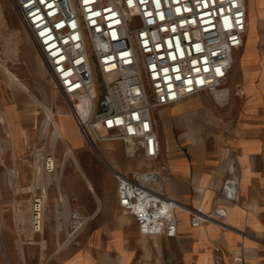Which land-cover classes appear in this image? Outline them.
Returning a JSON list of instances; mask_svg holds the SVG:
<instances>
[{"label": "crops", "instance_id": "1", "mask_svg": "<svg viewBox=\"0 0 264 264\" xmlns=\"http://www.w3.org/2000/svg\"><path fill=\"white\" fill-rule=\"evenodd\" d=\"M247 3V35L244 47L235 54L227 99L205 93L154 111L162 153L160 161L152 165H168L165 192L185 207L177 213L179 235L167 238L140 232L135 218L119 206L118 181L108 167L130 175L149 164L139 168L113 157L111 151L123 150L122 142H112L113 146L98 143L99 157L112 181L103 184L83 154L87 150L83 134L68 109L60 106V94L49 84L42 56L7 0H0L4 31L14 38L7 45L0 41V48L10 50L0 65V158L10 166L13 162L20 182L19 187L5 185L1 190L0 186V194L11 193L9 205L3 197L4 207L7 205L2 212L6 249H0V264H215L216 260L218 264H264V0ZM5 67L26 88L19 86ZM49 111L75 151V163L80 167L68 163L61 171L60 187H49L45 231L39 235L45 246L21 244V257L17 242L29 236L36 193L28 190L32 180L16 163L27 160L29 152L42 141ZM64 121L72 125L71 133ZM231 164L239 176L236 202L220 195ZM23 194H27V217L22 224L18 211ZM198 207L207 212L224 208L225 228L217 221L193 227L189 210ZM73 209L89 217V222L76 243H65L66 224ZM237 256H242L243 262H235Z\"/></svg>", "mask_w": 264, "mask_h": 264}, {"label": "built area", "instance_id": "2", "mask_svg": "<svg viewBox=\"0 0 264 264\" xmlns=\"http://www.w3.org/2000/svg\"><path fill=\"white\" fill-rule=\"evenodd\" d=\"M10 1L87 144L98 152V143L122 142L130 157L150 163L130 175L108 165L121 209L142 234L176 238L177 213L185 207L165 192L168 165H152L162 153L154 111L205 93L227 99L235 54L247 35V0ZM58 164L46 154L43 171L59 180ZM224 185L221 197L236 202L234 164ZM46 208L47 193L39 187L31 203L35 235L45 231ZM189 213L193 227L211 221L226 226L224 208ZM88 222L70 211L65 243H76Z\"/></svg>", "mask_w": 264, "mask_h": 264}, {"label": "rangeland", "instance_id": "3", "mask_svg": "<svg viewBox=\"0 0 264 264\" xmlns=\"http://www.w3.org/2000/svg\"><path fill=\"white\" fill-rule=\"evenodd\" d=\"M7 2L9 3V6L10 8L12 9V12L18 17V19L20 20V22L22 23V20L20 18V16L18 15V13L16 12L17 9L14 8L13 4L11 3L10 0H7ZM2 16V17H1ZM23 24V23H22ZM24 25V24H23ZM4 26H6V22H5V18L3 16V12L2 10L0 9V41H5L4 45H7L8 42H11L12 40H14L13 36H12V33H10L9 31H4ZM30 37V35H29ZM1 46V44H0ZM10 50L8 49H2L0 48V65H4V62L2 61V58L4 57V55L9 52ZM210 95V94H209ZM212 96V95H210ZM215 98V96H212ZM59 100H60V106L61 107H66L68 109V103L65 102V100L61 97V95H59ZM164 108L166 107H163L161 109L164 110ZM69 112V111H68ZM45 118L47 119V115L45 116ZM54 125H52L49 129V136L47 137V139L45 141H41L39 142V144L33 148L31 150V152H29L28 156H27V160H25L24 162H18L16 163L18 166L21 165L22 168H24L26 170V172L29 174L30 176V179L32 180L31 183L34 184L35 182V179H37L35 177V173L38 172H41V175L45 178H47L49 175H47L43 170H44V157L46 154H51L53 156H55V158L57 159L58 161V173H60V171L64 170L65 166L63 167V161H64V157L67 155L69 149L67 147H70L67 142H64L62 140H60L58 142V145H57V149H54L51 147V139L53 141V137H54V134L56 132V126H55V123H57L54 119V121L52 122ZM64 126L65 128L67 129V132L68 133H71L72 131V125L67 122V121H64ZM53 129V130H52ZM86 142V141H85ZM119 145H122L123 146V150L120 151V150H116V151H111V155L117 159H121V160H124L125 162H129L130 164H132V166L134 165L135 167H139V168H142L144 167L145 163L146 164H150L149 162L145 161L140 155H135V157H130L128 155V151L126 150V147L124 144L122 143H119ZM107 146H113L112 143H109L107 144ZM2 145L0 146V152L2 151ZM9 147V146H8ZM7 147V148H8ZM71 149V148H70ZM86 149L87 150H83V154L86 158L89 159V162H91L94 166V170L97 171L102 180H103V184L104 185H110L112 181H110L109 179V175H108V171L109 169L104 165L103 161L101 160V158L99 157V152L101 153V151L99 150V152L95 151L89 144H87L86 142ZM73 151V149H72ZM66 153V154H65ZM75 157H76V154H75V151H73ZM102 154V153H101ZM77 159V158H76ZM0 186H1V190H4V186H10L11 183L9 181V174H10V171H16L18 173V168L14 166L13 162H11L13 166H10V165H7L5 162H3V160L0 158ZM74 164L75 167L76 166V163H75V159L73 157H69L68 161H67V164ZM141 164V165H140ZM146 167V166H145ZM52 178V181H53V184H50V186L54 185V186H57V182L56 180H58L57 177H55L54 175L53 176H49ZM16 182L17 183H20L19 182V179L17 178L16 179ZM33 184L31 185V187L33 186ZM20 185V184H19ZM16 186V184H14V187ZM46 189V193L49 189V187ZM31 187L28 189V190H31ZM19 191L21 192V194L23 193V189L22 188H18ZM33 192L36 193V189L35 191L32 189ZM2 195V197H0V206L2 207V209H0V228L1 230L4 232V220H3V208H6L7 205H9V200H10V197H11V193H2L0 194V196ZM6 197V200L3 198V197ZM30 196V195H28ZM23 200L19 202V217H18V221L19 223H24L22 222L20 219L21 218H25L27 217V215L25 216L24 213L26 212V207L24 208V199L26 200L27 198V194H23L22 196ZM4 200L6 201L7 205L4 207ZM26 205V204H25ZM30 212H31V209H30ZM22 224H19V229L20 231L23 229L22 228ZM30 233H29V236H27V239H19V241L17 242V249L19 251V245L22 244L24 246V243H27V244H44L45 246V241L44 239L41 238V236L39 235H35L33 233V230H32V226H31V217H30V230H28ZM1 237H0V249L2 250V252H4L3 250V246H2V241H1ZM67 239V236H65V240Z\"/></svg>", "mask_w": 264, "mask_h": 264}, {"label": "bare ground", "instance_id": "4", "mask_svg": "<svg viewBox=\"0 0 264 264\" xmlns=\"http://www.w3.org/2000/svg\"><path fill=\"white\" fill-rule=\"evenodd\" d=\"M2 17V16H1ZM5 70H7L6 72H8V74H10L12 77H13V79L17 82V84L19 85V86H21V87H23V88H26V86H24V84L21 82V81H19L18 80V78L14 75V74H12L11 72H10V70H8L6 67H5ZM27 90V89H26ZM47 111H48V109H47ZM4 118V117H3ZM54 120H53V115H52V113H51V111H49L48 112V114H47V119L45 120V124H44V127H43V137H45V139H47V137H48V134H49V129H50V127L53 125L52 124V122H53ZM5 125H6V123H5ZM8 126V125H7ZM55 126H56V132H55V134H54V137H53V141H52V139H51V142H50V144H51V147L52 148H54V149H57L56 147H57V145H58V142L60 141V140H62V141H64V142H66V140H65V137H64V135H63V132H62V129H61V127L57 124V123H55ZM68 149H69V151H68V153H67V155L64 157V161H63V167L64 166H66L67 165V161H68V159H69V157H73L74 159H75V161L77 162V160H76V157H75V155H74V153H73V151H72V149H70V147H67ZM1 162V161H0ZM77 167H80L78 164H77ZM83 172V171H82ZM36 175H35V177L37 178V179H35V182H34V184H33V186L31 187V190L33 189L34 191H35V189H37V188H42V190L44 189V191L46 192V189L48 188V186H50V184H53V181H52V178L51 177H47V178H45L44 177V175L42 176L41 175V172H39V170H38V172L37 173H35ZM84 174V173H83ZM9 181H10V183H11V186H14V184H16V187H19V183H17L16 182V179L18 178V173L16 172V171H10V174H9ZM56 182H57V186L58 187H60V184H61V179H59V180H56ZM90 185V184H89ZM89 187V186H88ZM22 188V187H21ZM91 188H92V186H91ZM93 191V190H92ZM67 202V201H66ZM65 203V202H64ZM65 205V204H64ZM63 205V206H64ZM67 206V205H66ZM70 211V210H69ZM62 212H64V211H62ZM65 214H68V213H66L65 212ZM66 216V215H65ZM22 222H24V221H26V218H21L20 219ZM59 220V219H58ZM66 220H67V218H66ZM58 224V223H57ZM67 225V224H66ZM68 226V225H67ZM58 229V228H57ZM62 229V228H61ZM60 231V230H59ZM0 237L2 238L1 239V241H2V246H3V249H6V241H5V236H4V232L1 230V228H0ZM44 243V242H43ZM43 246H44V244H43ZM19 251H20V256L21 257H23V250H22V247H21V244L19 245Z\"/></svg>", "mask_w": 264, "mask_h": 264}]
</instances>
